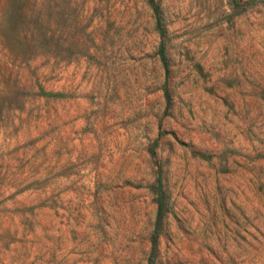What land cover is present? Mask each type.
<instances>
[{
  "label": "rangeland",
  "instance_id": "rangeland-1",
  "mask_svg": "<svg viewBox=\"0 0 264 264\" xmlns=\"http://www.w3.org/2000/svg\"><path fill=\"white\" fill-rule=\"evenodd\" d=\"M154 1L167 75L147 0H0V264H147L158 169L154 264H264V0Z\"/></svg>",
  "mask_w": 264,
  "mask_h": 264
},
{
  "label": "trees",
  "instance_id": "trees-1",
  "mask_svg": "<svg viewBox=\"0 0 264 264\" xmlns=\"http://www.w3.org/2000/svg\"><path fill=\"white\" fill-rule=\"evenodd\" d=\"M149 6L153 10L154 16H155V28L158 31L159 35L162 37L158 48H157V55L159 57V60L161 62V65L164 69L165 75L169 72V63L168 58L166 54V44L164 40V28L163 24L161 23V17L158 11V6L155 3L154 0H147ZM43 95H53L50 92H42ZM163 95L167 101V103L170 102V95L168 92V87L166 85V80L163 84ZM156 178L154 183H152V190L155 194V202H156V216L154 221V226L152 233L150 234V243H151V252L152 256L149 257L147 264H154V256L157 252V244H158V238L163 230V221L164 216L168 211V197L166 195V192L164 190L163 181H162V175L161 170L158 169L156 172Z\"/></svg>",
  "mask_w": 264,
  "mask_h": 264
}]
</instances>
